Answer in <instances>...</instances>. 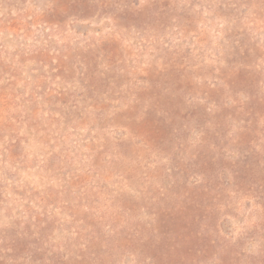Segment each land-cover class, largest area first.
Segmentation results:
<instances>
[{"label":"rangeland","instance_id":"374dc122","mask_svg":"<svg viewBox=\"0 0 264 264\" xmlns=\"http://www.w3.org/2000/svg\"><path fill=\"white\" fill-rule=\"evenodd\" d=\"M0 264H264V0H0Z\"/></svg>","mask_w":264,"mask_h":264}]
</instances>
